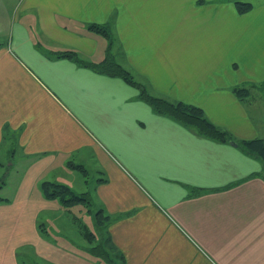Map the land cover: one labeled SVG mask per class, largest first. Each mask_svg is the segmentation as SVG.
Wrapping results in <instances>:
<instances>
[{"label": "crops", "instance_id": "1", "mask_svg": "<svg viewBox=\"0 0 264 264\" xmlns=\"http://www.w3.org/2000/svg\"><path fill=\"white\" fill-rule=\"evenodd\" d=\"M91 24L108 26L110 54L153 94L200 108L235 141L264 139L253 87L264 83V0H0V153L9 172L27 163L0 198V264H20L17 250L89 264L84 229L69 252L37 222L59 211L41 189L48 170L73 156L96 170L94 208L111 218L119 264H264V162L154 115L119 78L49 55L96 62Z\"/></svg>", "mask_w": 264, "mask_h": 264}, {"label": "trees", "instance_id": "2", "mask_svg": "<svg viewBox=\"0 0 264 264\" xmlns=\"http://www.w3.org/2000/svg\"><path fill=\"white\" fill-rule=\"evenodd\" d=\"M235 7L239 14H245L250 11L251 4L236 1ZM87 31L107 41V56L101 62L94 63L87 60L83 58L79 52L71 49L53 53L54 59L68 60L78 67L89 69L97 74L119 78L125 84L137 90V100L145 103L154 115L165 117L185 128L194 130L195 133L202 138L225 144L235 143L236 147L247 155L256 157L264 162V139L235 141L226 131L216 127L207 120L200 108L153 94L146 83L137 80L133 72L116 62L114 57L110 54L113 38L108 26L91 24L87 26ZM253 87L255 88L257 86ZM258 87L264 88V83ZM232 92L239 99L249 98L250 87H235L232 89ZM66 166L70 170L80 172L84 177L87 176L85 168L80 164L67 162ZM99 181L105 182L106 180ZM41 189L46 200L53 201L56 206L58 205L57 203H59L57 207L62 209H70L76 204L88 203L89 200L91 201V197H89L87 193L75 195L68 187L49 181L43 182L41 184ZM199 192L200 190H193V192L191 190L189 195H191V193H193L192 195H197ZM93 219L97 229L101 231L103 235L97 238L92 232L84 233L87 240L94 243L97 242L90 251L100 259H109L113 264L114 261L112 258H109L107 250L111 249L115 251V249L111 243L110 237L105 232L106 226L110 223L111 218L103 216V211L99 209L93 214ZM80 231L84 232L86 230L84 229L83 231V228H80ZM119 259L122 261V256H119Z\"/></svg>", "mask_w": 264, "mask_h": 264}, {"label": "rangeland", "instance_id": "3", "mask_svg": "<svg viewBox=\"0 0 264 264\" xmlns=\"http://www.w3.org/2000/svg\"><path fill=\"white\" fill-rule=\"evenodd\" d=\"M4 19L7 20L6 18ZM8 21H11V19L9 18ZM30 35H31L32 43L35 48L41 51H50V50H46V48H39L37 39L35 38L36 35L31 30H30ZM4 36H5L4 33L0 34V46L5 45L6 43L5 40L7 38H4ZM99 41L101 42L99 43V48L94 57L93 61H96L94 63H97V59L104 58L107 53L105 47V44L107 45L106 40L100 38ZM113 53L114 50H112L111 54ZM49 55H54V54L49 53ZM254 90H255L254 95H261L262 97H264V92H263L264 88L262 87L260 88L257 86L254 88ZM9 155H11L10 151L8 153L5 152L0 153V163L3 166L0 168V179H1L0 198H5L10 196L13 189L12 187L14 186V182L17 179L18 172L20 171L22 172L27 165V163L19 162L17 166H14L16 167V169L13 170L12 172H9L8 171L9 169L7 168L8 166L7 157H9ZM67 162H72L74 164L82 165L86 170L87 176L84 177L80 172L68 169L67 166H65ZM64 163L65 165L60 168L49 169L46 174L47 176L46 178H44V180L56 184L64 185L68 187L75 195H81L83 193H87L89 197L92 198V201L89 200L88 203L76 204L72 206L70 209L59 208V211L57 212L44 211L38 216L37 222L42 223L41 227L42 229H44V233L46 231V234H44L46 237H50L51 241L56 240L57 242H59V246L63 247L64 250L71 252L72 250L78 251L77 250L78 248L76 246L78 242L82 240L79 233L80 228L85 229L86 232L88 233L92 232V234H94L97 238L101 237L103 233L97 229L93 219V214L95 213V208H94L95 200L93 195L95 190L93 186L97 178L96 170L93 168V165L91 163L85 162L83 158H81L80 160L76 156L67 159ZM57 204L59 205V203ZM96 243L97 242H95L94 244ZM107 252L109 258L113 259L114 261L113 264L120 263L118 260L119 256L115 251L108 249ZM22 253H23L22 250H17V257L18 260L20 261V264L43 263V261H39V259H37L35 255L32 254L30 251L27 252V255L24 258L22 256L23 255ZM79 254L89 264H112V261H110L109 259H105L106 261L98 259L90 250L88 252L86 251L79 252Z\"/></svg>", "mask_w": 264, "mask_h": 264}, {"label": "water", "instance_id": "4", "mask_svg": "<svg viewBox=\"0 0 264 264\" xmlns=\"http://www.w3.org/2000/svg\"><path fill=\"white\" fill-rule=\"evenodd\" d=\"M231 145L234 146V147H236V144L235 143H232Z\"/></svg>", "mask_w": 264, "mask_h": 264}]
</instances>
